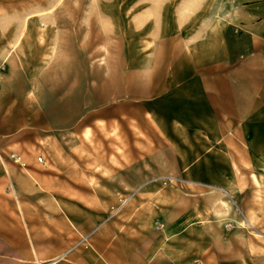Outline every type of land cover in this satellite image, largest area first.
Instances as JSON below:
<instances>
[{
    "label": "crops",
    "instance_id": "crops-1",
    "mask_svg": "<svg viewBox=\"0 0 264 264\" xmlns=\"http://www.w3.org/2000/svg\"><path fill=\"white\" fill-rule=\"evenodd\" d=\"M7 15L0 264H264L242 223L264 232V0H166L103 30ZM102 126L108 165L96 150L86 168L85 130ZM164 175L190 183L149 182Z\"/></svg>",
    "mask_w": 264,
    "mask_h": 264
},
{
    "label": "rangeland",
    "instance_id": "rangeland-1",
    "mask_svg": "<svg viewBox=\"0 0 264 264\" xmlns=\"http://www.w3.org/2000/svg\"><path fill=\"white\" fill-rule=\"evenodd\" d=\"M166 2V0H0V17L8 14L6 17H17L18 15L24 16V13L37 10L41 12L45 9L52 8V22L54 23H91L101 25V30L107 26V18L115 17L121 23L133 21L136 18L144 17V8H157ZM102 43H106L101 38ZM94 129L86 128L84 136L90 142L86 143L83 148L86 158L84 165H93L94 160L92 155H95L96 150L101 155V165L106 167L108 164V151H109V129L107 126H102L100 130L95 129V138L97 142L91 143L93 139ZM71 139V137H70ZM76 145L74 142H69V146ZM95 146V147H94ZM10 160L14 163L24 166V163L16 154H10ZM15 158H19L16 161ZM39 158H37L38 163ZM80 165V164H79ZM149 182L159 183L162 186H183L187 185V180L180 176L164 175L152 177ZM141 187V186H140ZM140 187L121 193L117 196V202L108 207L104 220L96 225L91 230L84 234L79 235L72 244L68 246L58 257V260L66 259L71 253L79 249H88L91 246V240L94 234L98 231L100 226L116 215H119L122 208L132 200L139 192ZM243 217V216H242ZM243 227L250 234V236L264 242V232L255 225H251L245 217H243ZM228 227H230L228 225Z\"/></svg>",
    "mask_w": 264,
    "mask_h": 264
},
{
    "label": "built area",
    "instance_id": "built-area-1",
    "mask_svg": "<svg viewBox=\"0 0 264 264\" xmlns=\"http://www.w3.org/2000/svg\"><path fill=\"white\" fill-rule=\"evenodd\" d=\"M16 161H19V158H15ZM39 162H42V159L39 158Z\"/></svg>",
    "mask_w": 264,
    "mask_h": 264
},
{
    "label": "bare ground",
    "instance_id": "bare-ground-1",
    "mask_svg": "<svg viewBox=\"0 0 264 264\" xmlns=\"http://www.w3.org/2000/svg\"><path fill=\"white\" fill-rule=\"evenodd\" d=\"M47 127V126H46Z\"/></svg>",
    "mask_w": 264,
    "mask_h": 264
}]
</instances>
